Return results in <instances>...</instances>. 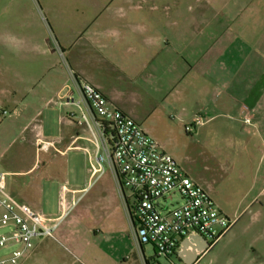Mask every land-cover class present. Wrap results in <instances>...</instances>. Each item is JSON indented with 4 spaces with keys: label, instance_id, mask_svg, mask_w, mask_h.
Listing matches in <instances>:
<instances>
[{
    "label": "crops",
    "instance_id": "obj_1",
    "mask_svg": "<svg viewBox=\"0 0 264 264\" xmlns=\"http://www.w3.org/2000/svg\"><path fill=\"white\" fill-rule=\"evenodd\" d=\"M103 1L95 0L97 11ZM213 13L36 15V28L21 22L19 32L5 29L0 36L6 53L13 51L19 60L13 68L3 57L0 106L32 125V146L48 150L50 143H68L65 150L57 149L63 154L84 150L92 156L91 166L97 153L94 129L78 124L82 83L97 87L158 142L162 140L154 128L158 124L186 133L194 127L199 137L210 133L206 142L212 145L221 142V132L232 130L234 155L214 159L211 180H193L236 220L233 227L241 224L243 234L252 236L257 258L251 264H264V0H230ZM247 118L251 123L245 122ZM79 142L90 147L78 146ZM111 191L121 224L115 219L110 251L94 240L79 247L91 264H130L116 238L123 226L127 231L129 216L117 184ZM60 207L59 214L48 216L59 220L55 233L75 208ZM75 222H69L63 236L73 235L67 231ZM131 229L133 233L132 225ZM195 238L189 255L202 244L200 237ZM135 243L138 246L136 239ZM210 248L209 243L198 261ZM180 251L181 246L177 258L185 264ZM32 252L26 261L36 255ZM131 264L150 263L136 258Z\"/></svg>",
    "mask_w": 264,
    "mask_h": 264
},
{
    "label": "rangeland",
    "instance_id": "obj_2",
    "mask_svg": "<svg viewBox=\"0 0 264 264\" xmlns=\"http://www.w3.org/2000/svg\"><path fill=\"white\" fill-rule=\"evenodd\" d=\"M229 1L106 0L97 11L99 4L95 0H0V36L5 29L19 32L21 22L36 28V15H213L216 9L227 6ZM4 46L0 37V78H4V56L8 58V66L14 68L19 64L16 60L18 55L9 50L8 55ZM4 110L9 115L4 116ZM81 115L79 112V117ZM55 118L51 120L56 122ZM223 121L219 120V123ZM31 127L10 108L0 106V172L7 175L8 193L21 202L35 205L47 216L59 214L60 206L72 205L75 208L67 223L55 233L56 239L45 240L41 248L33 251L36 255L30 261H26V257L22 264H91L79 247L94 240L101 244L102 250L110 251L111 228L114 229L115 219L121 224L118 205L111 191L116 187L113 176L106 168L105 174L90 179L92 156L84 150L71 149L63 154L32 146L29 142ZM154 128L162 138L159 143L192 179L211 180L214 159L234 155L235 149L230 142L235 136L232 130L221 132V142L212 145L206 142L210 133L199 137L194 127L189 128L188 133L181 128L169 131L159 124ZM89 136L93 139L92 133ZM77 145L89 146L82 142ZM57 146L65 150L68 143ZM126 193L129 195V191ZM174 200L178 201L179 197ZM74 219V226H70L72 231H67L73 235L69 237L68 234L71 240H67L68 237L62 233ZM127 221V231L123 226L121 235L116 238L118 248L131 258L130 264L136 258L146 259L150 264H176L174 260L157 258L152 246L138 247L129 218ZM240 227L241 224L233 227L200 258L198 264H251L252 258H257L256 245L252 243V236L244 235ZM254 230L250 231L253 233ZM96 235L99 236L97 239ZM113 246L116 247L114 243ZM94 251L99 250L95 248ZM2 254L0 252V256Z\"/></svg>",
    "mask_w": 264,
    "mask_h": 264
},
{
    "label": "built area",
    "instance_id": "obj_3",
    "mask_svg": "<svg viewBox=\"0 0 264 264\" xmlns=\"http://www.w3.org/2000/svg\"><path fill=\"white\" fill-rule=\"evenodd\" d=\"M80 87L83 111L78 124L94 129L97 146L92 179L105 174L106 168L111 172L140 248L152 246L157 258L181 264L177 253L190 234L198 232L214 245L233 228L236 220L224 214L137 121L97 87L89 83ZM2 114L9 115L6 110ZM245 122L251 123L250 118ZM48 146L61 153L56 143ZM58 224L40 208L9 194L7 175L0 172V264H21L37 242L56 239Z\"/></svg>",
    "mask_w": 264,
    "mask_h": 264
},
{
    "label": "water",
    "instance_id": "obj_4",
    "mask_svg": "<svg viewBox=\"0 0 264 264\" xmlns=\"http://www.w3.org/2000/svg\"><path fill=\"white\" fill-rule=\"evenodd\" d=\"M196 236L200 237V239L202 240V244L197 247V249H194L192 255H189L187 252L189 248L193 246V243L196 240ZM208 247L209 243L207 242L206 238L198 232H193L183 241L179 256L185 264H195ZM187 255L189 256L188 258Z\"/></svg>",
    "mask_w": 264,
    "mask_h": 264
},
{
    "label": "trees",
    "instance_id": "obj_5",
    "mask_svg": "<svg viewBox=\"0 0 264 264\" xmlns=\"http://www.w3.org/2000/svg\"><path fill=\"white\" fill-rule=\"evenodd\" d=\"M211 247L213 246V245H210Z\"/></svg>",
    "mask_w": 264,
    "mask_h": 264
}]
</instances>
